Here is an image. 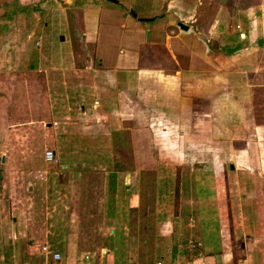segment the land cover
I'll use <instances>...</instances> for the list:
<instances>
[{"label":"crops","instance_id":"obj_1","mask_svg":"<svg viewBox=\"0 0 264 264\" xmlns=\"http://www.w3.org/2000/svg\"><path fill=\"white\" fill-rule=\"evenodd\" d=\"M172 1L176 3L180 0ZM262 7L261 4L239 14L229 15L227 23L216 20L213 30L204 28L198 32L188 21L191 15L185 18L179 16V19L171 12L177 10L168 8L165 13L172 18L168 17L171 22L163 36L154 29L150 30L151 24L143 23L144 19L134 17L130 22L134 29L120 34V48L139 52L145 36H148L149 41L156 42L162 36L165 50L173 61L172 69L143 67L138 54L134 59L120 50L115 52L119 55L114 58L106 54L105 49L99 52L100 49L93 48V53L99 55L96 69H92L90 64H79L80 53L77 54L76 46L67 56L60 52L53 53L44 59L48 66L40 64L41 68L52 67L56 70L45 78L47 85L44 82V95L52 99L51 105L56 104L50 111L52 121L45 123L39 118V121L33 122L30 116L13 114L10 115L12 120L22 117L24 122L16 124L8 120L9 127L24 126L25 130L28 128L26 131H33L34 126L44 127L45 139L42 143L53 141L61 148L69 146L71 149L81 145L82 139L93 142V138L95 143L101 140L111 144V138L116 137L114 134H119V141L116 140L119 147L126 148L130 144L136 150L142 147L137 140L145 129L150 133L149 144L157 150V163H162V158L167 159L170 151V156H178L183 161L193 156L187 162L197 167L196 175L184 176L185 187L180 191L178 213L173 212L159 225L158 244L165 247L157 250L159 259L156 264H264V176L259 173V176H255V171L261 170L264 161ZM134 11L137 13V10ZM2 16L0 13L1 19ZM13 18L17 16L13 15ZM3 19L9 20L8 17ZM179 22L186 24L189 29H181ZM248 22L249 30L246 29ZM98 31L97 24L93 31L83 32V38L88 37V40L84 39L90 41L95 33L94 44H97ZM28 38L31 39V36ZM40 46L38 39L35 47L38 49ZM116 65L123 66L124 79L114 75ZM30 69L36 70L38 67L36 65ZM132 70L136 71L134 87L128 86ZM66 102L70 103L69 111L63 109V103ZM74 102H79L78 112L73 108ZM71 119L79 121L76 123ZM232 131L245 135L223 139ZM129 132L131 137L129 134L128 139ZM86 135L89 138L84 139ZM31 141L26 137L25 147ZM222 149L231 150L234 164L228 166L230 170L236 168L240 176H226L224 169L227 164L222 158ZM55 153L59 163L62 152ZM138 158L139 154L135 155L137 164ZM206 165L208 168H205ZM241 165L248 166L241 170ZM109 188L117 198L121 197L116 183ZM125 190L127 208L139 209L138 195L133 194L127 199L132 187L126 186ZM206 193H209L208 197ZM200 207H211L208 212L214 215L208 218L207 212L201 216ZM127 208L123 219L127 217ZM58 209L54 211L57 214L45 225L46 229L79 228L85 220L81 211L73 207L71 210L74 212L69 207L64 209V206ZM87 214L91 213L88 211ZM106 215L98 219L103 231L112 234L106 240V248L97 252H75L70 259H66L62 249L51 247V250L61 253V263L54 262L37 250L39 256L34 258L37 260L34 261L31 256L24 257L22 264H139V256L133 247L124 248L122 254L120 248L113 246L115 230L112 226V230L108 229L110 226H107ZM110 221L115 222L113 219ZM11 230L15 243L36 238L26 221L14 223ZM122 230L124 237L129 235L126 226ZM46 237L51 239L54 234ZM8 239L10 242V232ZM66 239L67 235L61 234L57 235L56 241ZM127 241L123 240L121 244ZM19 260L15 264H20Z\"/></svg>","mask_w":264,"mask_h":264},{"label":"rangeland","instance_id":"obj_2","mask_svg":"<svg viewBox=\"0 0 264 264\" xmlns=\"http://www.w3.org/2000/svg\"><path fill=\"white\" fill-rule=\"evenodd\" d=\"M117 1L113 3L109 0H0L1 14L9 10L6 8H10L11 12L6 16L13 14L17 16L13 20L0 18V264H15L18 258L22 264L24 257L30 258L29 256L34 260L39 256L36 249L39 244H49L50 248L62 249L66 259H70L75 252L100 251L106 248V240L112 236L109 231H103L99 222L100 216L106 215V212V223L110 226L108 229L115 230L113 246L120 248L121 253L125 252L124 248L133 247L139 256V264H156L159 259L157 250L165 247L158 244V228L162 221L173 215V212L178 213L180 191L185 187L184 176L196 175L195 164L187 162L193 156H188V160L183 161L179 160L178 156H170L169 151V157L166 159L162 156L165 159L161 157L162 163H157V150L149 144L150 133L148 134L145 129L137 140L142 146L138 150L130 147V144L126 148L119 147L117 142L119 134H114L116 137L111 138L113 139L111 144L101 140L95 143L93 138H91L93 142L82 139L83 145L71 149L69 146L61 148L53 141L42 143L45 139L44 127L34 126L33 131H26L28 128L25 130L24 126L10 128L8 123V120H12L10 115L13 114L30 116L33 122L39 121V118L45 123L52 121L50 111L56 104L51 105L52 99L44 95V85L45 83L47 85L45 82L47 75L50 77L56 70L52 67L41 68L40 64L49 65L44 61L47 56L50 57L56 52L67 56L76 46L77 54L80 53L79 64L85 66L90 64L92 69H96L99 55L93 53V48L100 49L99 52L105 49L106 54L114 58L119 55L115 52L124 51L120 48L119 37L126 30L134 29V26H130L134 18L129 16L130 11L137 10L136 17L144 19L143 23H150V30L154 29L163 36L169 28V21L171 22L169 18H172L167 16L165 11L173 8L172 10L176 9V12L182 13L183 11L179 12V9L184 8L181 0L176 3L172 0ZM201 1L203 2L201 6L191 9V14L187 13L191 15L188 21L195 27L196 32L204 28L213 30L216 20L227 23L230 12L239 14L261 4L264 8V0ZM7 3L12 4L8 7ZM91 17L92 19H89ZM97 24L99 31L96 37L97 44H94L95 33L90 41H87L88 37H84L87 39L85 40L83 32L93 31ZM249 27L250 22L247 23L246 29L249 30ZM160 34L158 33V36ZM162 36L157 42L149 41L148 36H145V42L140 46L139 52L128 48L124 54L134 59L138 54L143 67L155 69L159 66L172 69L173 61L165 50ZM38 39L41 46L37 49L35 42ZM36 65L38 69H30ZM122 67L116 65L114 69V75H120V79H124L122 75H125ZM132 71L129 74L130 87L135 85L136 71ZM79 107V102H74L73 108L77 112ZM70 108L69 102L63 103L64 111H69ZM71 121L77 123L79 120ZM15 122L21 124L24 119L16 117L12 120V123ZM127 134L129 139L131 132ZM244 135L232 131L228 132L226 137L223 136V139ZM88 136H84V139L89 138ZM26 137L27 140L32 139L31 144L27 143V147L24 145ZM49 150L62 152L60 154L62 159L60 155V158L58 157L59 163H49L44 159L46 151ZM221 153L227 164L224 169L226 176H240L236 168L230 170L228 166L230 163L234 164L231 150L222 149ZM138 154L137 164L135 155ZM78 158L80 159L77 160ZM244 166L241 165L239 168L242 170ZM205 168H208V165ZM255 172V176H259L258 173L264 176V161L261 170ZM114 183L121 194L120 198H117L115 192L109 188ZM126 186L132 187L127 199L133 194L138 195L139 209L127 208ZM74 191L76 192L73 194ZM205 195L208 197L209 193ZM61 206H64V209L69 207L71 210L73 207L74 210L81 211L85 220L79 228L66 230L45 228L48 221L52 220V216L57 214L54 211H58ZM12 207L15 208V213L12 212ZM126 208L128 214L127 217L124 215L126 219H123ZM210 208L200 207V215H206ZM88 211L91 214H87ZM213 215L208 212L207 217L211 218ZM109 218L115 222H111ZM22 221L28 223L36 238L18 240L15 243L11 228L14 223ZM111 226L114 228L110 229ZM125 226L130 236H123L122 229ZM51 233L54 234L53 238L46 237ZM61 234H66L68 239L56 241L57 235ZM126 239L127 243L121 244ZM50 243H53L52 246Z\"/></svg>","mask_w":264,"mask_h":264},{"label":"built area","instance_id":"obj_3","mask_svg":"<svg viewBox=\"0 0 264 264\" xmlns=\"http://www.w3.org/2000/svg\"><path fill=\"white\" fill-rule=\"evenodd\" d=\"M45 160L49 163H58L55 151H46ZM36 249L45 254L47 257H50L54 262L61 263L63 261L61 253L51 250V248L47 244H39Z\"/></svg>","mask_w":264,"mask_h":264},{"label":"trees","instance_id":"obj_4","mask_svg":"<svg viewBox=\"0 0 264 264\" xmlns=\"http://www.w3.org/2000/svg\"><path fill=\"white\" fill-rule=\"evenodd\" d=\"M223 1V0H222ZM181 3H184V8H183V10H181V11H179V12H182V13H178V12H176V11H172V13L174 14V15H176L177 16V18H179L180 19V17L179 16H185V15H188L187 13L189 12H191V9H197L199 6H201L202 5V1L201 0H181ZM12 3H7V5H8V7L11 5ZM253 5V2L251 1V6ZM6 8V7H5ZM6 9H9V10H7L6 12H4L2 15V17L3 18H7V17H10L9 19H12L13 20V15H10V16H6V14H8V13H10L11 12V9L10 8H6ZM231 14L230 15H234V14H237V13H232V12H230ZM191 14V13H190ZM189 14V15H190ZM225 47V46H224ZM227 47V46H226Z\"/></svg>","mask_w":264,"mask_h":264},{"label":"water","instance_id":"obj_5","mask_svg":"<svg viewBox=\"0 0 264 264\" xmlns=\"http://www.w3.org/2000/svg\"><path fill=\"white\" fill-rule=\"evenodd\" d=\"M109 1H110V2H113V3H117V2H118L117 0H109ZM130 14H131V16H134V17L137 16V13H136L134 10H132V11L130 12ZM178 26H179L181 29H183V30H188V29H189V27H188L186 24L181 23V22H179ZM231 167L233 168V166H231Z\"/></svg>","mask_w":264,"mask_h":264}]
</instances>
